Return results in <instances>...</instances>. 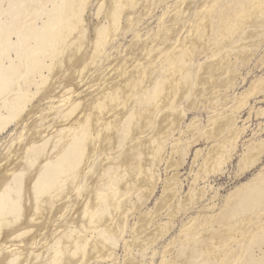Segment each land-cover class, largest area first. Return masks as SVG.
Listing matches in <instances>:
<instances>
[{
    "label": "bare ground",
    "instance_id": "6f19581e",
    "mask_svg": "<svg viewBox=\"0 0 264 264\" xmlns=\"http://www.w3.org/2000/svg\"><path fill=\"white\" fill-rule=\"evenodd\" d=\"M86 1L0 0V135L12 125L23 128L0 165V264H141L139 258L144 260L154 249L153 263L155 245L174 227L176 211L185 214L206 197L204 189L197 190L199 178L220 171L234 150L240 133L228 121L264 90L261 78L233 102L231 112L211 117L202 137H221L220 142L208 153L196 154L195 163L202 159V164L184 199L178 177L168 180H175L174 187L166 186L159 205L170 209V221L159 224L146 239L141 226L132 230L128 224L126 209L132 202L126 198L132 200L134 191L126 175H143L135 163L127 172V162L136 155L129 152L143 144L153 150L147 170L156 183L155 168L164 160L168 137H174L175 130L173 126L166 136L157 135L159 124L173 119L174 110L185 116L179 92L189 91L190 98L198 86H205L203 79L213 80L219 70L215 61L197 64L192 58L200 46L197 41L209 57L217 58L223 37L239 31L252 14L256 23L264 19V0H220L202 12L208 16L192 24L186 38L191 43L179 39L170 48L158 46V40L167 41L178 27L176 20L175 27L162 28L146 45L143 58H132L115 77L113 65L109 69L97 58L106 56L109 42L124 26L123 15L136 0H113L111 6L104 0L99 14H105L107 23L98 27L94 48L83 55ZM141 18L130 17L129 26ZM238 43L228 49H237ZM221 66L224 75L233 72L230 64ZM199 74L201 81L196 79ZM72 82L83 84V89L63 92L50 107L41 106L53 99V91H65ZM166 99L168 104L163 103ZM53 115L57 118L51 120ZM34 120L38 123L31 127ZM199 129L195 120L188 131ZM183 133L174 140L168 168L184 161L175 157ZM189 143L187 138L184 146ZM263 153L264 141H259L245 154L240 174ZM207 207L182 224L179 235L162 250L160 264H264V172L228 194L221 207ZM130 227L133 238L125 242ZM122 241L126 255L120 260L116 246Z\"/></svg>",
    "mask_w": 264,
    "mask_h": 264
},
{
    "label": "rangeland",
    "instance_id": "374dc122",
    "mask_svg": "<svg viewBox=\"0 0 264 264\" xmlns=\"http://www.w3.org/2000/svg\"><path fill=\"white\" fill-rule=\"evenodd\" d=\"M112 1L109 0L108 6H111ZM218 1L220 3L222 2L220 0H136L135 5L123 15L124 20L122 24L124 26L114 34V37L109 42L106 56L102 55L101 59L98 57L97 60H100L102 64H109V69L113 65L111 75L113 77L118 76L119 73L117 71L125 70L132 58H143V49L146 45L151 40L154 41V37L159 34L162 28L169 30L173 26L172 23L176 20L179 21L178 27L171 31L167 41L158 40V46L170 48L179 39L185 41L192 30V24H196L198 23V19L208 16V14H203L202 12L214 6ZM86 2L89 4V7L84 13V23L80 37V45L82 46L81 53L83 55L88 50L89 53L94 48L93 40H95L98 27L107 23L105 14H99L100 6L104 0H87ZM147 7H149V12L146 11ZM137 15H141L142 18L130 27L128 19ZM250 16L252 19L249 20L248 18L242 22L239 31L235 32L231 37L222 38L219 47V52H222V54L217 56V58L209 57L205 53V46L200 40V42L197 41L200 46L196 47L193 57L189 56V59L192 57L197 64L199 62V64H209L215 61L217 62L216 64L219 70L213 80L203 79L200 74L196 75L198 81L203 79L202 82L205 86H198L196 93L190 98L187 97L190 93L189 91L187 93L179 92L178 94L179 105L182 109L186 110L185 116H178L177 110H174L173 119L159 124L158 129L160 131L156 132L157 135L161 132L160 134L166 136L169 131H172L173 126L175 130L174 137H168L169 142L165 146L164 160L155 168L156 172L154 174L158 178L156 183L149 178L150 173L147 170L151 163L150 154L153 150L143 144L138 147L136 146L135 151L129 152L130 155H136H134L133 161L127 162V172L130 165L135 163L137 167L143 170V175L140 179L136 175L133 177L128 175V173L126 175L125 181L131 187L130 190L134 191L132 200L130 198L127 199L124 195L127 201L132 202L126 209V212L130 215L128 224L132 227V230L136 224L141 226L143 236L146 239H149L151 234L156 232L159 224L170 221V209L159 205L161 199L166 194V186L168 185L173 188L174 181L176 180L178 190L181 193L182 199H184L189 194L192 182L202 164V159L195 163L196 154L200 150L206 154L220 142L221 137L210 141L202 137V131L206 129L211 117L215 113L225 114L231 112L234 108L233 102L240 96L249 93L255 81L264 78V19L256 23L257 17L253 14ZM136 33L140 34L139 38H136ZM71 39H73V35H71ZM185 42L189 44L192 40L189 38ZM237 43V49H228L230 46L235 47ZM70 52L75 51L72 49ZM226 52H231L232 55L226 56ZM149 60L152 61V59ZM226 63L231 65L233 72L230 71L227 75H224L221 64ZM185 76L186 81L189 82L187 74ZM71 84L65 91L64 89L61 92H59L61 89L53 91V99L49 97L42 102L41 106L44 108L50 107L51 102L59 100L63 92L71 89L80 92L83 89V84H76L75 82ZM191 86L195 88L193 85ZM184 89L186 88L184 87ZM198 93L199 97H197ZM163 103L168 104L169 101L166 99ZM35 105H37L36 102ZM53 118L56 119V115H53L51 120ZM195 120L198 121L200 126L199 131H188L190 125ZM228 122L240 135L233 145L234 150L221 170L217 173L208 174V176L203 174L199 178L197 190L204 189L206 197L199 204L190 208L185 214L180 213V209L178 211L175 209L178 213L174 222L175 225L164 238H160L156 243L157 255L153 259L154 262L151 263V256L154 249H149L145 254L144 260L139 258V262L143 261L141 264H160L162 250L172 237L179 235L178 233L184 222L199 215V212L203 210L205 205L209 208L214 205L217 208L221 207L225 204V198L228 194L235 191L237 187L251 181L259 173L264 172L263 153L258 162L242 172V175L240 174L241 164L245 159V154L257 142L264 141V90L261 89L257 94L253 95L246 107L236 111L232 120ZM37 123L38 120H34L30 126H35ZM22 132V127L17 128L15 125H12L0 135V165L6 163L14 139L18 138ZM182 132H184L183 146L181 145L175 157L176 160H179L180 156H182L184 161L180 162V165L176 169L175 167L168 168L169 159H171L173 149L175 148L173 146L174 140L179 138ZM30 133H28V137ZM198 135H201V138H198ZM187 138L190 139V143L184 146ZM25 146L26 144L20 146L18 154L23 152ZM131 146L134 148L135 144ZM182 149L184 150L183 153H181ZM174 176H177L178 179L168 182ZM208 207L206 210H208ZM143 219H146V221H143ZM131 227L128 229L125 242L127 240L131 241L133 238ZM147 227L149 229H146ZM45 231L47 232V230ZM125 242L122 241L116 246V255L120 260H123L126 255ZM110 244L112 247L113 242H110Z\"/></svg>",
    "mask_w": 264,
    "mask_h": 264
}]
</instances>
